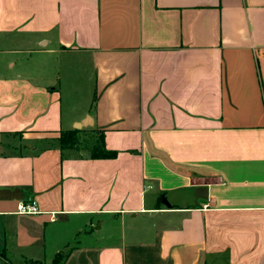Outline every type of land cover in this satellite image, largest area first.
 Wrapping results in <instances>:
<instances>
[{
  "label": "crops",
  "instance_id": "crops-1",
  "mask_svg": "<svg viewBox=\"0 0 264 264\" xmlns=\"http://www.w3.org/2000/svg\"><path fill=\"white\" fill-rule=\"evenodd\" d=\"M68 251L264 264V0H0V264Z\"/></svg>",
  "mask_w": 264,
  "mask_h": 264
},
{
  "label": "trees",
  "instance_id": "trees-1",
  "mask_svg": "<svg viewBox=\"0 0 264 264\" xmlns=\"http://www.w3.org/2000/svg\"><path fill=\"white\" fill-rule=\"evenodd\" d=\"M76 135H77V131H73L67 135H65L61 140L60 143L62 145V147L64 149H74L73 145L77 142L76 141ZM66 136H68V138H66ZM103 153L99 154V155H94L93 157L95 158H114L116 157L117 153L116 152H110L107 151L104 145V142L101 143V148H100ZM69 255V251L68 252H62L60 254H58L54 260L53 264H63L65 259L68 257Z\"/></svg>",
  "mask_w": 264,
  "mask_h": 264
},
{
  "label": "rangeland",
  "instance_id": "rangeland-1",
  "mask_svg": "<svg viewBox=\"0 0 264 264\" xmlns=\"http://www.w3.org/2000/svg\"><path fill=\"white\" fill-rule=\"evenodd\" d=\"M66 138H68V136H66ZM76 141L77 142L73 145V147L74 149L78 148V155L93 157L94 155H99L103 153L102 151H100L101 150L100 138L98 139L97 142H95L96 138H94L91 135L85 134V135H80L79 137L76 135Z\"/></svg>",
  "mask_w": 264,
  "mask_h": 264
},
{
  "label": "built area",
  "instance_id": "built-area-1",
  "mask_svg": "<svg viewBox=\"0 0 264 264\" xmlns=\"http://www.w3.org/2000/svg\"><path fill=\"white\" fill-rule=\"evenodd\" d=\"M18 213L20 215H28V216H33V215H38L41 213V210L38 206V204L33 201V202H28V203H24V204H21L19 206V210H18Z\"/></svg>",
  "mask_w": 264,
  "mask_h": 264
},
{
  "label": "water",
  "instance_id": "water-1",
  "mask_svg": "<svg viewBox=\"0 0 264 264\" xmlns=\"http://www.w3.org/2000/svg\"><path fill=\"white\" fill-rule=\"evenodd\" d=\"M90 123L91 122H87V120H86L82 124L77 125L75 128L76 129H81L83 126L87 127L88 125H90Z\"/></svg>",
  "mask_w": 264,
  "mask_h": 264
}]
</instances>
